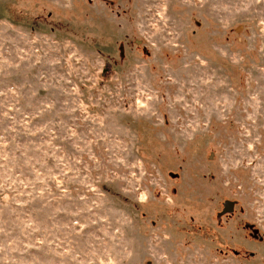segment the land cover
<instances>
[{
    "label": "rangeland",
    "instance_id": "obj_1",
    "mask_svg": "<svg viewBox=\"0 0 264 264\" xmlns=\"http://www.w3.org/2000/svg\"><path fill=\"white\" fill-rule=\"evenodd\" d=\"M0 264H264V0H0Z\"/></svg>",
    "mask_w": 264,
    "mask_h": 264
}]
</instances>
